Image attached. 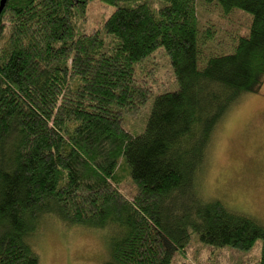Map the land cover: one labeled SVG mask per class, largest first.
I'll list each match as a JSON object with an SVG mask.
<instances>
[{"label": "trees", "instance_id": "16d2710c", "mask_svg": "<svg viewBox=\"0 0 264 264\" xmlns=\"http://www.w3.org/2000/svg\"><path fill=\"white\" fill-rule=\"evenodd\" d=\"M93 1L0 12V264H39L49 218L108 235L101 264H190L194 241L245 252L258 240L264 264V225L199 191L216 126L263 83L264 0H204L251 17L220 54L203 51L196 0H99L114 10L85 32ZM157 49L177 90L154 95L131 135L124 117L153 95L135 66Z\"/></svg>", "mask_w": 264, "mask_h": 264}, {"label": "rangeland", "instance_id": "374dc122", "mask_svg": "<svg viewBox=\"0 0 264 264\" xmlns=\"http://www.w3.org/2000/svg\"><path fill=\"white\" fill-rule=\"evenodd\" d=\"M113 10L99 0L93 1L80 23L82 30L91 32ZM196 13L198 25L207 33L203 45L206 54L232 51L235 35H246L251 22L244 11L234 10L227 17L217 4L204 0H196ZM134 74L153 89V95L137 117H124L123 127L131 135L143 130L154 95L177 90L173 70L162 49L137 64ZM208 149L207 161L199 173L202 197L218 199L232 212L264 225V80L256 93L240 94L229 106ZM125 183L126 193H133L135 188ZM108 237L97 230L68 226L49 218L35 240L34 250L39 264H101L110 256ZM193 248L195 257L190 264H257L261 241L245 252L197 241Z\"/></svg>", "mask_w": 264, "mask_h": 264}, {"label": "water", "instance_id": "95a60500", "mask_svg": "<svg viewBox=\"0 0 264 264\" xmlns=\"http://www.w3.org/2000/svg\"><path fill=\"white\" fill-rule=\"evenodd\" d=\"M5 0H0V12L2 11L4 7Z\"/></svg>", "mask_w": 264, "mask_h": 264}]
</instances>
